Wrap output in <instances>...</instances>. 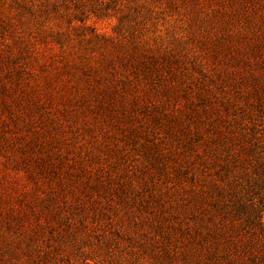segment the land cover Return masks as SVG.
<instances>
[{"label":"trees","instance_id":"1","mask_svg":"<svg viewBox=\"0 0 264 264\" xmlns=\"http://www.w3.org/2000/svg\"><path fill=\"white\" fill-rule=\"evenodd\" d=\"M103 1L89 10L74 6L67 18L110 47L96 58L63 49L50 61L49 44H68L42 31L32 0L13 1L15 15L0 5V92L16 87L25 100L48 106L52 80H71L56 110L120 113L127 135L143 142L151 160L139 184L143 192L52 193L42 200L62 240L51 245L44 264H71L75 256L102 264L103 251L115 263L123 260V250L114 255L121 247L128 260L139 251L162 264H264L263 40L235 53L223 79L199 80L184 65L185 53L161 50L135 30L145 19L130 23L119 12L112 35L97 33L87 21L112 16L111 0ZM25 16L40 28L22 27ZM154 175L174 192H148ZM32 259L42 264V257Z\"/></svg>","mask_w":264,"mask_h":264},{"label":"rangeland","instance_id":"2","mask_svg":"<svg viewBox=\"0 0 264 264\" xmlns=\"http://www.w3.org/2000/svg\"><path fill=\"white\" fill-rule=\"evenodd\" d=\"M13 1L0 0L2 10L15 15ZM102 2L32 0L33 7L40 11L42 31L61 35L68 44L65 48V45L60 48L49 44L45 50L49 61L63 49L67 53L88 50L89 57L96 58L99 51L110 47L100 39L90 40L89 32L80 28V22H70L67 18L74 6L81 4V9L89 10ZM109 3L108 14L112 16L92 17L87 21L97 33L112 35L121 16L119 12L128 16L130 23L133 19H145V27L134 26L135 30L146 34L150 44L160 46L161 50L185 53L184 65L199 80L204 75L205 80L213 75L223 79L235 53L256 39L264 44V0H111ZM52 5H58L60 13ZM26 26L33 32L40 28L28 16L22 27ZM82 35L85 37L79 44ZM1 76L0 87L5 80ZM70 84L71 80H52L48 106L43 101L25 100L16 87L8 95L0 92V264H33L32 258L36 257H42L44 264L51 245L62 246L61 228L49 221L48 207L42 202L52 193L66 198L73 193L83 196V192H143L144 186L139 184L148 178L145 173L147 169L150 171L151 162L145 157L143 142L129 138L126 121L120 113L105 115L87 109L72 114L57 111L59 99L69 96L66 87ZM77 97L78 94L73 95L74 99ZM35 103L41 107H35ZM129 182L134 188H128ZM148 183V192H174L172 184L164 183L156 175L152 184ZM120 250L123 260L115 263L107 261V253L101 252V258L106 260L102 264H162L139 251L128 260L125 247L115 249L114 255H120ZM78 259L72 257L71 264H83Z\"/></svg>","mask_w":264,"mask_h":264}]
</instances>
